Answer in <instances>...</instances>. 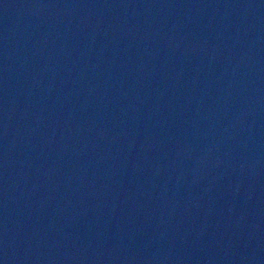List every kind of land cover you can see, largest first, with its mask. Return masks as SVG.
<instances>
[{"label":"water","instance_id":"obj_1","mask_svg":"<svg viewBox=\"0 0 264 264\" xmlns=\"http://www.w3.org/2000/svg\"><path fill=\"white\" fill-rule=\"evenodd\" d=\"M0 264H264V0H0Z\"/></svg>","mask_w":264,"mask_h":264}]
</instances>
